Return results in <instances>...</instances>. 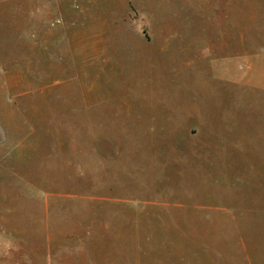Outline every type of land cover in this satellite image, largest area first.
I'll return each instance as SVG.
<instances>
[{
  "label": "rangeland",
  "instance_id": "obj_1",
  "mask_svg": "<svg viewBox=\"0 0 264 264\" xmlns=\"http://www.w3.org/2000/svg\"><path fill=\"white\" fill-rule=\"evenodd\" d=\"M0 264H264V0H0Z\"/></svg>",
  "mask_w": 264,
  "mask_h": 264
}]
</instances>
